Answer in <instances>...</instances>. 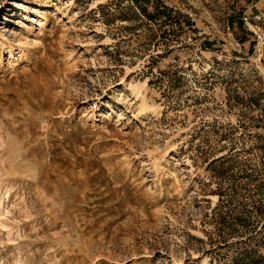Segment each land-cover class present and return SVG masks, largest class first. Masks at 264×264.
Returning a JSON list of instances; mask_svg holds the SVG:
<instances>
[{
	"label": "rangeland",
	"instance_id": "rangeland-1",
	"mask_svg": "<svg viewBox=\"0 0 264 264\" xmlns=\"http://www.w3.org/2000/svg\"><path fill=\"white\" fill-rule=\"evenodd\" d=\"M0 264H264V0H0Z\"/></svg>",
	"mask_w": 264,
	"mask_h": 264
},
{
	"label": "bare ground",
	"instance_id": "bare-ground-1",
	"mask_svg": "<svg viewBox=\"0 0 264 264\" xmlns=\"http://www.w3.org/2000/svg\"><path fill=\"white\" fill-rule=\"evenodd\" d=\"M37 1H40V0H33V2H36L37 3ZM42 1V0H41ZM30 3V2H29ZM27 9V8H26ZM45 21V19H43V20H39V22H41L40 24L42 25V24H44L43 22ZM47 21V20H46ZM38 22V23H39ZM38 26H39V24H38ZM133 86V89L134 90H139V91H141V89H145V88H147V86H146V83H141V84H136V85H132Z\"/></svg>",
	"mask_w": 264,
	"mask_h": 264
}]
</instances>
